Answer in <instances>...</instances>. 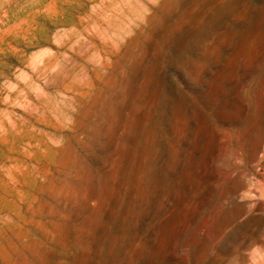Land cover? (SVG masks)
Wrapping results in <instances>:
<instances>
[{
  "label": "rangeland",
  "instance_id": "1",
  "mask_svg": "<svg viewBox=\"0 0 264 264\" xmlns=\"http://www.w3.org/2000/svg\"><path fill=\"white\" fill-rule=\"evenodd\" d=\"M0 264H264V0H0Z\"/></svg>",
  "mask_w": 264,
  "mask_h": 264
}]
</instances>
